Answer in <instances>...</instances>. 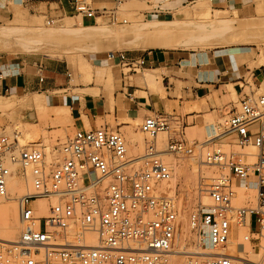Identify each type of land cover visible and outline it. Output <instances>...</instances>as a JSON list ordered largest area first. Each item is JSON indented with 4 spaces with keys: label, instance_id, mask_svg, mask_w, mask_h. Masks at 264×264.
I'll use <instances>...</instances> for the list:
<instances>
[{
    "label": "built area",
    "instance_id": "obj_1",
    "mask_svg": "<svg viewBox=\"0 0 264 264\" xmlns=\"http://www.w3.org/2000/svg\"><path fill=\"white\" fill-rule=\"evenodd\" d=\"M72 5L77 15L94 25L98 18L111 25L127 23L118 21L116 9H95L92 0H72ZM56 22L44 20L46 26ZM106 58L128 61L123 51L108 52ZM131 62L144 63L142 59ZM246 87L249 94L237 108L218 117L217 134L207 141L213 146L202 162L227 174L199 185L209 204H196L188 228L195 252L224 250L232 230L246 228L243 240L253 243L258 259L247 261L225 253L199 259L198 253L191 252L184 264H264V86ZM170 121V114L145 117L140 131L150 141L143 157L132 159L119 131L76 129L58 148L52 168L42 149L26 148L0 135V203L8 199L13 176H30L32 188L17 198L19 233L13 242L0 240V264H168L178 205L160 191V185L172 178L162 157L184 149L180 138H169L164 150L157 149L156 138L169 129ZM229 136L240 149L258 150L255 160L247 162L244 155H253L226 152L216 143ZM236 187L256 191L255 207L232 205ZM38 199L48 201L44 214ZM88 233L96 235L95 246L87 245Z\"/></svg>",
    "mask_w": 264,
    "mask_h": 264
},
{
    "label": "crops",
    "instance_id": "obj_2",
    "mask_svg": "<svg viewBox=\"0 0 264 264\" xmlns=\"http://www.w3.org/2000/svg\"><path fill=\"white\" fill-rule=\"evenodd\" d=\"M151 1L152 10L147 14L166 15L205 0ZM92 2L95 9H106L101 0ZM206 3L212 11L245 20L255 17L259 7L264 9V0H207ZM11 5L23 6L32 16L42 20L78 18L80 23H65L58 30L59 35L73 33L78 37L83 32L102 34L96 24H85L86 20L91 19L75 13L72 0H0V17L10 15ZM202 8L200 6V14L207 16L208 11ZM190 12H185V20H154L133 24L134 40L131 42H148L152 49L126 53V62L111 64L105 55L92 54L89 56L92 68L80 73L78 62L70 58V65L78 76L76 84H73L69 74L68 61L47 62L36 57L0 60V97L42 95L41 103L53 106L54 99L49 94L71 89L68 99L72 119L70 135L76 129L127 128L126 121H142L151 114H170L186 128L197 129L202 126L207 113L219 117L235 109V102H240L246 94L247 84L252 89L264 86V62L260 61L258 51L256 55H246L252 50L246 47L230 46L203 52L181 49L194 39V35L198 37L193 22L194 13ZM225 18L219 15L215 19H218L219 24L226 25ZM262 18H259L260 22L264 20ZM251 25L250 22L241 26L245 29ZM4 31H0V36ZM168 45L179 48H162ZM140 59L144 62L142 65L131 62ZM99 69L109 71L111 79L108 82L106 75ZM149 73L155 78L153 86L145 78ZM39 76L43 77L41 82ZM81 80L87 82L82 83ZM44 94L48 96L44 97ZM194 133L197 134V131Z\"/></svg>",
    "mask_w": 264,
    "mask_h": 264
},
{
    "label": "rangeland",
    "instance_id": "obj_3",
    "mask_svg": "<svg viewBox=\"0 0 264 264\" xmlns=\"http://www.w3.org/2000/svg\"><path fill=\"white\" fill-rule=\"evenodd\" d=\"M101 2L103 6H106L107 10L116 9L118 21L125 20L127 23L123 24L121 22V24L111 25L106 18H98L96 20V26L102 34L84 33L78 29L79 32H83L78 37L77 35H73V33L63 35L57 33L65 23L75 24L78 22V18L65 17L57 21L53 26H46L44 20L32 16L25 7L11 5L9 9L11 12L10 15L5 18L0 17V31L6 30L0 36V60L7 59L11 61L16 60L18 57H26L29 59L36 57L38 59L42 58L47 62L61 60L67 63L73 57L78 62L81 73L82 71H86V68H92L89 64V56L92 54L106 56L108 52L123 51L125 53H131L152 49V46L148 42L141 43L138 40L131 42L134 40L132 37L133 24L154 20H185V12L192 11L194 13L193 22L196 26L195 33H198V37L194 35V39L189 40L188 45L181 47V49L203 52L208 50L217 51L230 46L246 47L255 49L253 55H256V51H258L261 57L260 61L264 62V20L261 22L259 20L260 17L264 19V9L262 7H259L255 17H250V19L245 20L246 18H239L235 15L230 16L227 13L215 10L212 11V8H209L210 5L206 3L207 0L166 15L147 14V12L149 13L152 10L150 7L151 0H101ZM200 6L204 7L201 10L206 9L208 11L207 16L200 14ZM219 15L226 17V25L219 24L218 19H215ZM91 22V20H86L85 24ZM250 22L252 25L243 29L241 25L250 24ZM182 34L184 35L185 33ZM162 48L173 49L179 47L168 45ZM110 63L112 64V61ZM73 64L75 67V62ZM100 70L106 75L108 82L111 79L109 71ZM68 71L73 80V84L78 83L75 68L70 65V62ZM81 82L86 83L87 81L81 80ZM249 91V88H245L246 94H249ZM70 93H72L71 89L68 91L52 92L49 95L54 99L53 106H48L45 103V106L40 107L31 101L41 98L42 95H39V97H37L38 95L0 97V135H8L10 139L17 140L23 147L42 149L46 155L48 167L52 168L58 158V148L71 136L69 129L72 126V119L68 107ZM261 93L262 90L256 91V95ZM43 96L48 95L44 94ZM235 104L237 108L238 103L235 102ZM217 121L218 117L207 113L204 116L202 126L198 127L199 129L186 128L183 123H180L176 117L171 115L169 129L158 134L156 138L158 150L165 149L169 138H180L183 140L184 149L181 152L162 157L163 162L168 164L172 170V178L170 183L160 185V191L175 200L178 205L179 219L180 216L185 215L187 217V223L191 211L194 210L199 201L204 204H209V199L204 191H201L199 185L203 182L209 183L210 179L218 177L222 173L227 174V170L222 171L216 166H209L202 162L205 152L213 146L209 145L207 141L211 140L214 137L213 135L217 134ZM126 122L128 124L127 128L117 130L115 126H112L110 130L119 131L123 136L128 158H137L144 154V149L149 143L150 138L140 131L142 121ZM195 130L197 134L194 133ZM216 143L222 145L221 148L226 152L253 155V157L244 155V159L247 162H253L256 155L259 154V151L252 147L240 149L230 136L220 139ZM15 169L16 167L11 168V170ZM13 177V180L19 181V185H21L25 193L32 191L30 176H27V178L19 176ZM237 188H233L235 194L232 205L235 207H255L256 191L246 190L242 187ZM8 193L11 195L9 188ZM44 203L47 205L48 201L44 200ZM252 229L255 230L256 225H253ZM18 233L15 235V240L17 239ZM71 233L72 231L70 232V238L72 237ZM188 233L186 238L188 241L186 244L184 242L181 250L195 252L191 242L193 235L189 231V228ZM89 235L91 233L86 234L85 237L87 238ZM245 235H247L246 228H234L229 244L230 246L232 243L244 244L247 247L246 252L247 250L252 252L253 256L245 255V253L244 255L238 253L230 255L235 257L243 256L242 258L248 256L247 259L250 261H256L258 259L256 256L257 252H253V243L243 240ZM261 246L264 247V239L261 241ZM216 252H219V250L198 251L195 253H198L197 257L199 259H202L207 257L208 254ZM178 260L181 262V258ZM171 264H175V262L172 261Z\"/></svg>",
    "mask_w": 264,
    "mask_h": 264
},
{
    "label": "bare ground",
    "instance_id": "obj_4",
    "mask_svg": "<svg viewBox=\"0 0 264 264\" xmlns=\"http://www.w3.org/2000/svg\"><path fill=\"white\" fill-rule=\"evenodd\" d=\"M254 53H255V50L252 49L249 52H247L246 55L249 56V55H253ZM145 78H146L147 82L151 86L154 85V79L155 78H154V76L152 74H150V73L146 74ZM41 98L32 100L31 102L34 103V104H37L38 107L45 106V105H43L41 103L42 102ZM213 129H214V127H213ZM215 134H216V132H215ZM213 136H215V135H213ZM164 156H166V155H164ZM140 157H143V154L140 155L138 158H140ZM251 157H253V156H251ZM169 183H170V181H169ZM19 184L20 183H19L18 180H15V179L13 180V178H12L10 180L9 184H8V188H9V191H10L11 195L8 196V199H6V200H4V201H2L0 203V240L4 241V242H13V241H15V239H14L15 235L19 231V229H18L19 225H18L17 198L27 194V193H25L22 190L21 185H19ZM164 189H166V188H164ZM201 194H202V192H201ZM238 195H240V194H238ZM37 202L41 206L42 214H44L45 213L44 200L43 199H38ZM178 215H179V211H178ZM186 218L187 217L185 215L180 216V219L178 217V221H177V224H176V230H175V238H174V241H173V244H172V254H171L170 258H169L168 264H171L172 261H174L175 264H182V263H184L185 255L187 253L188 254L191 253V251H183V250H181L184 242L186 244V242L188 241V239H186L187 236H188L187 234H189L188 233V223H187V219ZM86 243H87L88 246H95L97 244L96 235L95 234L89 235L86 238ZM229 243H230V241L227 243V245H226L224 250H221V251L216 252V253H225V254H228V255L233 254V253H238V254L244 255V253H245V255L247 254L249 256H253L252 252H250L248 250L246 252V248H247L246 245L243 244L244 245L243 246L240 243H232L231 246H230ZM213 254H215V253L208 254V255L211 256ZM179 257L181 258V262L178 260V259H180ZM242 257L243 256H241V257L239 256L238 258L250 261L249 259H247L248 256L246 258H242Z\"/></svg>",
    "mask_w": 264,
    "mask_h": 264
}]
</instances>
